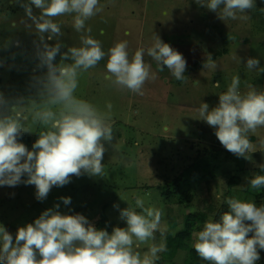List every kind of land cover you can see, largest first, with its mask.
Returning <instances> with one entry per match:
<instances>
[{
  "label": "rangeland",
  "instance_id": "rangeland-1",
  "mask_svg": "<svg viewBox=\"0 0 264 264\" xmlns=\"http://www.w3.org/2000/svg\"><path fill=\"white\" fill-rule=\"evenodd\" d=\"M254 2L247 13L251 17L248 21H223L197 0H100L103 11L87 21V26L92 28L93 37L102 41L105 52L116 42L127 40L131 55L138 48L151 46L156 35L183 55L186 80H176L165 67L157 72V79L146 81L141 96L117 89L104 79L106 58L83 73L76 95L104 112L108 111L107 104L112 105L113 139L104 142L103 175H73L68 184L53 186L42 202L36 199L34 185L21 182L14 187L0 186V226L15 240L18 228L54 209L61 214H81L95 227L102 214L113 228L126 227L120 210L128 204L134 206L132 194L138 193L145 198L146 207L163 210L164 236L157 232L155 242L162 238L167 242L171 232L183 249L179 233L186 223L197 221V217L205 222L209 216L220 222L217 214L227 198L264 204V189H251L246 179L264 175L260 168L264 165V127L249 134L254 152L248 153L247 159L238 158L220 144L215 129L200 120L198 112L201 103H207L210 110L215 107L218 95L227 90L236 75L241 78L242 93L248 84L264 91V73L245 67L248 58L259 59L260 67H264V0ZM32 7L38 16L39 10ZM72 20L71 16L56 17L63 35L49 41L44 34V42L55 46L59 40L61 53L80 46V33L74 30ZM29 24L15 0H0V93L8 99L23 97L31 109L33 102L41 103L34 78L47 70L38 67L40 34ZM209 54L219 66L215 71L203 68ZM235 54L241 58L240 63L233 59ZM145 62L157 71L150 57L145 56ZM54 63H60V55ZM217 81L219 87H214ZM27 126H31L30 111ZM41 130L37 125L22 132L31 139L29 151ZM25 180L27 176L22 177ZM165 193H170L169 199L163 197ZM61 197L70 198V204L65 205ZM182 200L185 203L175 205ZM57 204L59 208L55 209ZM191 242L193 245L192 236ZM139 250L144 252L147 246ZM183 251L174 263H164L161 253L157 264H183ZM258 251L256 264H264V250Z\"/></svg>",
  "mask_w": 264,
  "mask_h": 264
},
{
  "label": "clouds",
  "instance_id": "clouds-1",
  "mask_svg": "<svg viewBox=\"0 0 264 264\" xmlns=\"http://www.w3.org/2000/svg\"><path fill=\"white\" fill-rule=\"evenodd\" d=\"M40 34L42 47L37 49L38 67L46 68L43 76L34 78L36 96L41 103L33 102L31 109L23 97L5 98L0 93V186H17L21 182L34 185L36 199L44 201L53 186L62 187L74 175L82 173L102 176V160L106 151L104 142L113 139L111 103L107 112L76 95L83 73L98 66L106 58L104 79L111 86L144 95L142 89L149 80L157 79V72L165 67L178 81H185L187 62L183 55L154 35L149 47L129 53L127 40L116 42L103 50L102 41L93 37L87 21L103 11L100 0H15ZM197 3L217 13L220 20L248 21L247 14L255 6L254 0H197ZM39 15L33 14V7ZM73 17V28L80 33V46L68 47L61 53V43L55 46L44 42L63 35L56 17ZM101 35L103 33L101 32ZM60 55V63H54ZM145 56L156 63L157 71ZM233 59L241 62L236 54ZM66 61H70L67 62ZM218 64L207 56L203 68L218 69ZM245 67L258 69L260 61L248 58ZM199 86V81L194 82ZM241 78L233 76L227 90L219 94L218 104L211 108L201 103L200 120L215 129L220 144L238 158L247 159L254 152L249 137L264 127V91L253 84L247 91L240 90ZM219 87V81L214 84ZM31 113V126L28 114ZM41 127L39 138L29 151L18 142L29 127ZM264 172V165L260 166ZM27 180L22 181V177ZM253 190L264 189V175L246 178ZM134 206L120 210L126 227H114L111 234L98 230L83 215L61 214L48 209L34 223L20 227L13 236L0 226V264H157L161 253L168 251L163 238L156 243L161 231L163 210L146 207L145 198L133 193ZM65 205L70 198H60ZM229 211L215 222L209 216L199 231H193V248L207 264H256L259 251L264 250V204L257 206L252 200L238 197L226 199ZM118 208V205H114ZM59 204L55 205V209ZM199 228V224L197 225ZM252 234L249 238V234ZM141 246L147 250L141 252Z\"/></svg>",
  "mask_w": 264,
  "mask_h": 264
},
{
  "label": "trees",
  "instance_id": "trees-1",
  "mask_svg": "<svg viewBox=\"0 0 264 264\" xmlns=\"http://www.w3.org/2000/svg\"><path fill=\"white\" fill-rule=\"evenodd\" d=\"M18 142L25 144L27 148H30L31 146V139L26 134H21V137L19 138ZM169 196H170V193L168 194L165 193V195H163L165 199H169ZM183 202L185 203V201L182 200L175 205H182ZM228 211H229V207L225 203V205L222 206L221 210L217 214V221H219L220 217L225 212H228ZM196 219L197 221L195 220V221L186 223L184 229L179 233L180 240L184 244L183 249H181L178 246V243L176 242V239L174 238L172 233L171 232L168 233L167 242H166L168 251L163 253V256H162V261L164 263L176 262L179 251L184 250L183 252L186 253V259L183 264H207L206 261L201 260L200 257L197 255V253L195 252V249L192 246V242H191L192 232L201 230V226L203 225V222H204V220L201 219L200 217H197ZM198 224L200 226L199 228L197 227ZM170 226L173 227V224H170ZM96 227L98 230H107L109 234H111L112 229H113L112 224L110 223V221H108V219L104 216V214H102L101 219L100 221H98Z\"/></svg>",
  "mask_w": 264,
  "mask_h": 264
}]
</instances>
